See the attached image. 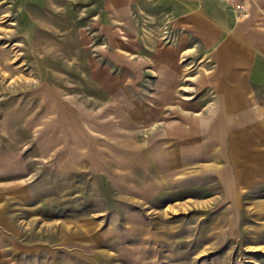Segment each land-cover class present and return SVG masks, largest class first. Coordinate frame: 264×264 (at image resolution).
I'll list each match as a JSON object with an SVG mask.
<instances>
[{"label":"rangeland","instance_id":"obj_1","mask_svg":"<svg viewBox=\"0 0 264 264\" xmlns=\"http://www.w3.org/2000/svg\"><path fill=\"white\" fill-rule=\"evenodd\" d=\"M108 2L0 0V143L16 151L8 199L28 240L2 264H264V131L238 157L231 127L191 152L209 136L191 139L189 123L220 98L150 102L153 76L134 66L148 54L111 38L157 27L133 11L132 34L130 1ZM224 2L235 20L250 11ZM243 99L263 126L264 95Z\"/></svg>","mask_w":264,"mask_h":264},{"label":"crops","instance_id":"obj_2","mask_svg":"<svg viewBox=\"0 0 264 264\" xmlns=\"http://www.w3.org/2000/svg\"><path fill=\"white\" fill-rule=\"evenodd\" d=\"M108 1L112 5L123 2ZM129 1L131 7L127 9L126 17L133 25L132 34L137 35L141 31L140 24L131 20L133 11L135 15L148 11L151 14L147 17L148 24L153 22V26L158 29L161 21L167 17L171 20L166 32L177 33L176 39L169 43L162 41L167 35L160 37L165 31L157 32V28V36L149 31L144 36L138 35L128 44L121 39L111 38L116 48L130 52L137 50L139 56L148 54L138 59L135 65L132 62V65L139 66L140 75H145V70L141 71L142 67L148 66L146 75L153 76L154 86L150 85L149 88L150 102L220 98L219 108L222 110L209 116L201 115L199 123H189L191 139H198L201 133L203 137L209 136L197 142L200 148L191 152L205 154L213 141L210 137L212 131L215 129L213 135L223 141L220 136L229 127L232 128L233 142L230 152L234 157L239 156L240 148L236 147L238 141L243 143L245 151H252L257 143L256 132L264 131V125L254 123L253 116L262 112L258 111L259 107L252 108L249 103L244 108L242 101L243 96L264 95V0H251L247 17L240 21L235 20L227 10L224 0ZM118 53L120 57L117 60L120 63L124 55L121 51ZM201 63L205 64L201 66ZM258 74L263 79H259ZM190 88L193 91L188 93ZM178 89H181L182 99H177L175 92ZM240 112L242 117L236 120L233 115ZM241 120L247 121L254 130L245 129L240 125ZM204 122L211 124L208 126ZM250 134L254 138H249ZM16 167L15 148L11 150L10 146L0 143V264L10 258L9 254L17 252V245L28 242L23 236L21 219L8 199L13 194L10 188L18 176Z\"/></svg>","mask_w":264,"mask_h":264},{"label":"built area","instance_id":"obj_3","mask_svg":"<svg viewBox=\"0 0 264 264\" xmlns=\"http://www.w3.org/2000/svg\"><path fill=\"white\" fill-rule=\"evenodd\" d=\"M240 5V4H239ZM242 8V7H241Z\"/></svg>","mask_w":264,"mask_h":264}]
</instances>
